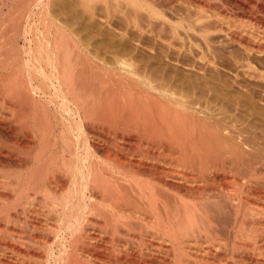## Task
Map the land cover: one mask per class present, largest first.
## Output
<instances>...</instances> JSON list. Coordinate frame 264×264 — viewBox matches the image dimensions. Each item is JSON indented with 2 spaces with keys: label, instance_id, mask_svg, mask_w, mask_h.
Segmentation results:
<instances>
[{
  "label": "bare ground",
  "instance_id": "1",
  "mask_svg": "<svg viewBox=\"0 0 264 264\" xmlns=\"http://www.w3.org/2000/svg\"><path fill=\"white\" fill-rule=\"evenodd\" d=\"M97 1L148 60L42 12L0 41V264H264V0ZM224 68L234 113L188 90Z\"/></svg>",
  "mask_w": 264,
  "mask_h": 264
},
{
  "label": "rangeland",
  "instance_id": "2",
  "mask_svg": "<svg viewBox=\"0 0 264 264\" xmlns=\"http://www.w3.org/2000/svg\"><path fill=\"white\" fill-rule=\"evenodd\" d=\"M77 2H80V3H77ZM97 2L93 3L92 7H91V5L89 7V5H88L89 3L86 6V3L84 5L83 3H81V0H43V1L42 0H0V15H1L0 17L3 19L2 20L0 18V24H1L0 25V34H2V35H0V41H1V43L4 42L5 43L4 45H8V44L10 45V42H11L10 39L11 38H9V37H11V34L13 35V33H12L13 20H12V18H14L13 15H15L16 12H17V14L19 13V15L26 14L25 16H29V15L33 16L32 14L34 12L35 13L34 17H37V16L40 17L41 14L43 13V16H45L46 18L48 16L47 14H49L48 17H50L51 19L52 18L55 19V17H56V19H55L56 22L59 19V21H58L59 24L62 23V24L65 25L67 23L66 26L69 27L71 30H73L75 33H77V35L80 37V39H82V40L85 39V42H88V44H90L89 42L91 41V45L90 46H93L92 48L96 47V49H97V47H98V49H99V46H100L101 47L100 49L104 50L105 48L109 47V44L111 46L112 42H113L112 44H114V42H116L114 45H122V44L126 43V44H124L125 46H127V47L130 46L129 48L134 50V53L132 51V53H133V54H131L132 56L138 55L140 59L148 60L150 58V56L145 57L147 55V53L146 54L138 53L139 51L137 50L138 47L136 46L137 44H136L135 40H131L132 41L131 42L130 39H129V40L124 42L118 36H113L112 37V35H109V34H108L109 36H107L106 33H109V32L107 31L108 29H107L106 25H104L101 22H99V19L97 21V17H100V15L102 16L103 15L102 12L104 13V11L102 9L104 6L103 5H102L103 7L101 6V3H99L100 1L98 3ZM83 5H84V8L86 7L88 11H86V9L82 8ZM94 6H95L96 9L94 8ZM89 8H91V9H89ZM93 8L95 9V11H94ZM84 10H85L86 13L84 12ZM43 11H45V12H43ZM89 11H91V12L93 11L91 16H90L91 13H89ZM94 12L97 13V14H95ZM27 13H30V14L27 15ZM38 13H41L40 16H39ZM36 14H38V15L36 16ZM93 14L97 15V16H95L96 19L95 18L93 19V17H92V16H94ZM65 18H66V20H68V19L69 20L65 21ZM8 19H10L12 21L10 22ZM41 19H45V18H41ZM115 20L118 21L117 19H115ZM5 21H7V22H5ZM10 23H11V28H10ZM80 24H81V26H80ZM76 29H77V31H76ZM8 30H10V31H8ZM85 32L88 33V34H85ZM80 35H82V36H80ZM86 35H88V36H86ZM111 37L115 41H113V39H111ZM118 39H120V40H118ZM129 41H130L131 44H129ZM144 42L146 43V41H144ZM147 43L148 44H152L153 42L152 43L151 42H147ZM132 45H134V46H132ZM103 46H105V47L103 48ZM135 51H136V54H135ZM140 56H142V57H140ZM161 56H163V55L158 56L159 59L156 58L157 59L156 61H160V59H162ZM100 57L104 58V57H106V55L105 54H101ZM154 61H155V59H154ZM226 70H227V68L223 69V71H226ZM227 73H229V72L226 71L224 73L225 75H223L220 78L217 77V75H215L213 77L215 81L214 80L212 81V76L214 75V73L213 74L210 73L212 76L210 78L211 81H209V82L207 81L208 84H207V82H203V81L200 82L199 80H194L196 82V83H194V81H192L193 79H190L189 80L190 82L188 81L189 83L187 85H189L190 88L192 86V83H193L194 86L196 84V86H195V88L192 86L193 89L189 88L188 90L192 91V92H195V93L197 91H201L200 93L197 92L198 94L196 93L198 95V97H201L202 99H205V101H207L208 104L212 105V107L214 106L213 108H217V109L219 108V110H223L224 109L223 111H230V113L231 112L234 113L237 108L238 109L241 108V105H243V103L242 104H237V103H240L237 99L236 100H230L229 98L235 96V93L237 95L235 97H239L238 95H240L242 93L238 92L239 89H237L234 86H232L233 85V84H231L232 79L230 78V74H227ZM218 78L220 79L219 81H217ZM213 82H215V84ZM248 84H249V88L248 89L251 88L250 90L247 91V94H249V95H250V93L251 94L256 93L257 91H255V90H258L257 93H259V91H261V89L263 90V88H261L260 86H257V85L252 84V83H248ZM179 85H180V83H179ZM198 85L201 86V90H200V87H198ZM251 86H253V88ZM232 87H234V89ZM29 88H32V87H29ZM29 88L27 87L25 89L26 92H28V93L32 92V90H33V88H32V90L31 89L29 90ZM227 99H229V100H227ZM230 101H231V103H230ZM256 120H254L253 123L251 121V123H252L251 125L252 126H254L253 125L254 123H256V124L260 123V121H256ZM249 123H250V121H249ZM249 123L246 122V125L248 127L251 126ZM137 243L136 244L131 243V244H133L134 246L136 245L135 247H137V249H139L140 245L138 243L139 246H137ZM131 244L129 245L130 249L135 251L136 248L133 246V248H135V249H132L131 248L132 247ZM136 252L139 253V250H136Z\"/></svg>",
  "mask_w": 264,
  "mask_h": 264
}]
</instances>
